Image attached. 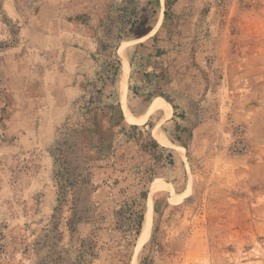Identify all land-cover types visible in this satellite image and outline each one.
<instances>
[{"label": "rangeland", "instance_id": "rangeland-1", "mask_svg": "<svg viewBox=\"0 0 264 264\" xmlns=\"http://www.w3.org/2000/svg\"><path fill=\"white\" fill-rule=\"evenodd\" d=\"M40 1L0 0V264H264V0H54L37 24ZM74 26L97 44L76 72ZM154 97L166 116L141 117ZM102 127L96 182L80 157ZM115 183L114 206L94 197Z\"/></svg>", "mask_w": 264, "mask_h": 264}, {"label": "crops", "instance_id": "crops-1", "mask_svg": "<svg viewBox=\"0 0 264 264\" xmlns=\"http://www.w3.org/2000/svg\"><path fill=\"white\" fill-rule=\"evenodd\" d=\"M7 1H9L10 3ZM64 1H67V3L72 2L70 4V6L72 5L71 9H75L77 7V3L78 2L80 3V0H64ZM53 3H54V0H41L40 1V10L38 11V13H36V15H34L35 23L40 24L42 22V19L46 18V14H42L44 11H48V12L54 11V8L52 6ZM46 5L47 6L50 5V6L46 7ZM2 8L5 11L4 13L8 17H12V15L17 14L15 11V7H14V0H3ZM84 8L86 7L84 6ZM19 31H20V35L25 37L24 40H27L28 38H32L34 33H41L29 27L28 25H26L25 27H20ZM63 33L70 35V38H72V41L70 42V44L63 45V54H64L63 62H66V64L69 67H71V69L75 72L78 71V69L81 70V68L86 65V62H91L93 56H95L96 47H97L96 39L86 36L84 33V30H80L78 26H74V29L66 28V30H64ZM63 33L61 31V34ZM51 35H55V34L51 33ZM70 62H72V64H70ZM145 67L146 65L142 66L141 74H137L136 72L137 77H139L140 78L139 80L141 81L145 80V78L149 76L148 70H145ZM77 93H78L77 89H74L73 87H67L64 90V96L62 97V104L65 106L64 108L65 111L62 114V117L60 116H61V112L63 108L60 105L58 106V104L56 103V98L52 99V106L54 107V112L52 114L55 116H52L50 120L51 122L48 126V129H47L48 132L46 136L47 140H50V143L54 141V137H55L54 135L56 133L55 131H56L57 126L61 124V121H62L61 119L63 118V121H64V117L66 116L65 113H66L67 106L69 105L70 101L73 98H75ZM109 129L110 128L108 127H102L100 131L98 132V134H95L93 136V140L91 142L92 143L91 151L87 150V152H81L82 157H80L81 158L80 160L82 162L85 161L87 164L89 163V166L91 165L92 171H93L92 180L96 182L101 181L102 179L106 178L108 171L109 173L113 171V167H111V165H109L108 169H104V168L102 169V167H100V165H102L101 163H103L101 162L102 160L100 158H103L105 156L103 152L106 149H108V143L111 142V141H108V138L106 135L109 134L110 138L116 139L117 133H118V130L116 129H113V130H109ZM153 129L154 127L152 128V130ZM154 140L157 141L155 138ZM168 141L170 142L169 139ZM127 146H128V150L129 149L135 150V148L138 149V146L136 145V143L132 142L130 139H128V143H126V145H123L122 148L124 149ZM81 148L83 150V146H81ZM82 153H84L86 158H84ZM132 154L133 152L129 154V156H131ZM115 185H117V183L111 184V185L109 184V185L101 186V187H96V189L94 190V197L98 201H100L102 204L107 205L108 207L114 206L116 203L114 201L116 199V192H117V188H115L116 187Z\"/></svg>", "mask_w": 264, "mask_h": 264}, {"label": "bare ground", "instance_id": "bare-ground-1", "mask_svg": "<svg viewBox=\"0 0 264 264\" xmlns=\"http://www.w3.org/2000/svg\"><path fill=\"white\" fill-rule=\"evenodd\" d=\"M128 44V42H123L120 46L123 54H124V48L125 46ZM129 71V63L128 60L125 56L124 61H123V68H122V75H121V79H120V89H121V98L124 99L125 98V91H126V77H127V73ZM146 104V103H145ZM169 110V106L166 103V101L163 98H156L152 100L151 103H149V105L146 107L145 111L143 112V114L141 115V117L147 115V114H156V115H161V119H163L167 112ZM155 134L158 140H160L161 142H167V138L165 137V135L158 129V127L155 130ZM151 221V214L148 213L145 220H144V224H143V228H142V232H145V230L149 227Z\"/></svg>", "mask_w": 264, "mask_h": 264}]
</instances>
